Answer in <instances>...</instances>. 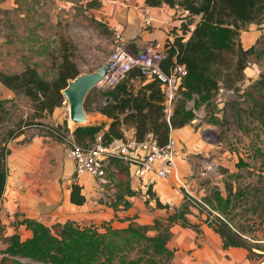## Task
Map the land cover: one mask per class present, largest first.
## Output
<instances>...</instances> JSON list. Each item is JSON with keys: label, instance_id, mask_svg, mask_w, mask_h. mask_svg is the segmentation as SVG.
<instances>
[{"label": "trees", "instance_id": "16d2710c", "mask_svg": "<svg viewBox=\"0 0 264 264\" xmlns=\"http://www.w3.org/2000/svg\"><path fill=\"white\" fill-rule=\"evenodd\" d=\"M149 5L168 3L180 9L182 18L181 33L168 40L169 52L163 66L170 71L176 63H183L187 68L181 84L177 88L178 96L174 99L171 119L166 117L168 95L161 82L155 77H148L134 68L113 88L98 90L102 101L93 109L92 120L87 123L65 122L61 127L53 126L60 138L71 135L84 146L91 144L97 133L102 132L106 140L124 135V128L134 127L137 140H143L152 132L160 144L168 141L171 129L190 123L194 110L188 107V101L196 98L201 103H210L221 90L220 81L232 85L242 79L251 53L257 50L255 45L245 47L242 43V30L248 24L261 23L264 18V0H146ZM97 3V2H96ZM56 77L42 76L36 65L26 64L21 71L7 72L0 70V82L12 89L17 95L27 96L35 109L34 118H46L53 114L55 108L65 100L62 89L70 78L77 76L81 69L66 50L61 56ZM88 98V96H87ZM87 98L85 107L87 111ZM248 106L240 107L238 121L240 127L246 128V114L257 118L264 128V75L261 76L246 93ZM96 101V99H95ZM2 100L0 99V103ZM99 114L103 116H99ZM27 124L32 123L27 120ZM42 123V122H40ZM62 128V129H61ZM64 131V132H63ZM23 130L9 129L0 142V202L5 192L9 175L8 155L10 139L21 134ZM49 134H52L49 131ZM255 158H260L263 168L258 173L257 183L264 180V138L262 145L255 148ZM246 164L243 159L239 162ZM239 164V165H240ZM114 178V195L106 203L115 210L120 205L128 207L127 196L137 192L131 187L130 163L121 157L111 161ZM236 176H241L237 173ZM239 184L234 189L233 182L226 183V194H210L203 200L213 209L208 211L205 221L220 233L223 247L241 246L252 254H263L254 249L264 250L255 235L250 234L257 224L256 218L251 222L235 221L236 209L258 207L260 194L255 199L245 197L254 188L248 189ZM255 189H260L256 186ZM149 193L150 192L149 190ZM254 194V192H253ZM70 199L75 204H84L87 196L83 185L73 181ZM252 202V203H251ZM160 207H168L157 200ZM191 201L185 195V202L167 217L155 218L151 223L131 220L126 227H114L107 224L104 231L98 226H82L75 219L57 221L47 224L37 218L26 217L23 223L32 229V235L22 239L19 231L7 233L0 216V264H173L175 249L169 246L172 226L179 223L201 231L199 224L189 221L186 213ZM248 225V226H246ZM155 231L150 234V231ZM254 238V239H252ZM264 255V254H263Z\"/></svg>", "mask_w": 264, "mask_h": 264}, {"label": "rangeland", "instance_id": "374dc122", "mask_svg": "<svg viewBox=\"0 0 264 264\" xmlns=\"http://www.w3.org/2000/svg\"><path fill=\"white\" fill-rule=\"evenodd\" d=\"M102 12L98 0H0V70L21 71L26 64H33L36 65L42 76L52 79L57 75L61 56L66 50L72 53L81 72H84L95 70L107 62L114 47L121 41L125 42L130 49H134L133 42L124 39L121 34L117 33L118 26L115 20L108 18ZM247 30L257 34L259 32L255 41L253 35V43L246 35L248 34ZM241 39L244 46L255 45L257 48L249 56L242 79L239 78L232 85L220 81L222 88L210 103L198 105L197 102L200 100L196 98L197 96L190 99L194 100L191 105L194 110L193 120H195L196 131L201 135L204 149L193 153L189 158V163L194 171V184H196L194 186L190 179L189 187L192 193L203 198L208 194L217 197L218 193L216 192L221 191L226 194L227 182H233L234 189L239 184L245 186L249 183L250 186L247 188H254V191L246 193L245 197L255 199L260 194V201L255 203L258 204V207L250 205V209L247 211L238 207L235 211V221L245 225L252 221V217L256 218L257 224L249 231L256 237V239L252 238L254 239L252 242L257 241L264 248V180L259 183L256 181L258 173L262 172L263 165L260 158L253 156L255 148L262 145L264 128L257 118L247 114L246 128L240 127L238 121L240 107L249 105V101L245 100L246 93L264 75V18L261 23L248 24L247 28L242 30ZM0 99L2 100L0 103V142L7 135L9 129L23 130V133L10 139L7 144L10 148L9 168L13 150L11 144L27 145L36 136H47L50 139L43 140V147L45 145L50 147L49 160L38 159L33 162L32 168L42 170L49 164V169L53 170L57 169L59 164L66 167L71 160L74 166L73 177L88 176L98 180L108 190L105 196H94L95 199H99L103 203V207L97 209L99 212L103 210L101 213L104 215L96 216L95 219L86 220L79 217L78 220H75L82 226L94 225L104 231L110 222L109 214L104 210H108L109 205L106 204V201L109 200V187L114 182L110 162L107 163L108 182H101L90 173L78 175L73 158L69 153L68 136L60 138V135L64 136V133L59 134L55 128L51 127V125L59 127L51 115L46 118L32 119L36 111L31 100L27 96L17 95L15 92L13 95L9 94L4 86L0 90ZM101 101V92L96 87L92 88L87 98L88 121L92 120L93 108ZM60 111L65 122L74 123L69 117V102L66 98L60 105ZM27 120H31L32 123L27 124ZM49 131L52 134H49ZM57 147H60L61 151L63 149L62 154L59 150L57 151ZM241 159L246 164L241 165L239 163ZM237 173L241 176H236ZM60 183L64 185L65 179L61 177ZM173 184L180 188L177 184ZM256 186H260V189H255ZM30 187H32L31 184ZM181 189L184 191L182 187ZM5 192L0 202V210L5 200ZM193 203L192 201V205L195 204ZM12 204L14 208L11 209V212H7L3 221L4 230L7 233H13L16 229L22 231V239H26L28 238L25 237L27 234L23 229H20V224L28 216L24 213L25 211L20 210L17 198L12 200ZM92 207L80 206V208L89 209V211L94 209ZM207 208L212 209L211 207ZM191 210L194 213L191 208L187 213H192ZM203 213L196 214L199 218L208 216L207 210ZM23 224L33 232L26 223ZM154 233L155 231H150V234ZM254 250L264 254V250L260 248L256 247ZM263 254H252L249 258L258 263L264 262ZM97 264H104V262L101 261Z\"/></svg>", "mask_w": 264, "mask_h": 264}, {"label": "crops", "instance_id": "0c3cea01", "mask_svg": "<svg viewBox=\"0 0 264 264\" xmlns=\"http://www.w3.org/2000/svg\"><path fill=\"white\" fill-rule=\"evenodd\" d=\"M98 1L102 13L115 20L118 26L117 33L121 34L124 39L133 42L134 49L131 48L133 51H140L149 42L171 40L181 33L182 18L180 16L182 11L170 6L168 3L154 6L149 5L146 0ZM146 12H150L153 16L151 25H147L145 22ZM246 32L252 43L253 35L255 41L259 34V32L257 34L249 30ZM3 86L6 87L9 94H14L12 89L0 82V90ZM51 117L59 127L65 122L60 106L55 108ZM194 121L192 119L190 123L173 128L171 131L178 142V157L182 174L188 182L192 179L193 184L195 177L189 158L193 153L204 149L201 135L196 131ZM124 135L134 137V127L124 128ZM44 139L48 141L50 138L36 136L27 145L11 144L13 149H11V167L5 188V200L0 210L2 220L4 221L7 212H11V209L14 208L12 200L16 198L20 210L25 211L26 216L37 218L47 224L65 221L69 218L78 220L81 217L87 220L104 215V213H101L103 210L99 212V209H97L102 208L103 203L99 199H95L94 196H105L108 190L94 178L88 176L73 177L74 166L71 160L66 167L58 163L59 167L53 170L49 169L47 162L45 169L34 170L32 168L33 162L38 159L49 160L50 147L49 145L43 147ZM58 150L60 154L63 153V149L61 151L60 147H57ZM130 171L131 187L137 192L134 195L127 196L130 205L128 207L120 205L117 210L109 205L108 210H104L109 214V223L114 227H126L131 220L140 223H151L155 218L167 217L185 202V193L181 188L175 186L173 184L175 182L171 179L159 177L156 173H151L140 179L136 174L137 166L133 163L130 164ZM61 177L65 179L64 185L60 183ZM74 180L83 185V192L87 196V202L83 205L75 204L70 199L71 185ZM189 183H191V180ZM30 184L32 187H30ZM149 190L152 193H149ZM114 191L115 185L113 182V185L109 187V197L114 195ZM157 200L169 204V208L158 206ZM80 206H93L94 209L89 211V209L80 208ZM190 208L193 209L194 213L191 210L192 213H186V215L190 222L199 224L201 231L199 232L193 227L183 226L179 223L172 226L173 234L168 244L175 249L173 264H264V262L258 263L256 260L250 259L248 250L241 246L224 248L220 233L205 221L207 216L199 218L196 214H204L205 211H201L199 207L192 204ZM20 226V229H23L27 234L25 237L32 235L30 229L28 230L23 223ZM16 231L18 230L16 229ZM19 232L23 237V232Z\"/></svg>", "mask_w": 264, "mask_h": 264}, {"label": "built area", "instance_id": "2783aa9c", "mask_svg": "<svg viewBox=\"0 0 264 264\" xmlns=\"http://www.w3.org/2000/svg\"><path fill=\"white\" fill-rule=\"evenodd\" d=\"M153 16L146 12L145 22L151 25ZM169 52L168 40L165 42H149L140 51L131 50L121 41L116 44L107 62L108 72L94 87L98 90H109L115 87L134 68L148 77L157 78L162 88L168 95L166 105V117L171 119L174 108V99L177 98V88L187 73L183 63H176L170 71L163 66V61ZM194 100L188 101V107L192 108ZM197 119V118H196ZM200 121V120H199ZM172 131V129H171ZM69 153L72 156L78 175L90 173L101 182H108L107 163L113 158L121 157L130 164L137 166L136 174L140 179L151 173H156L162 178H169L180 188L185 195L199 208L210 206L192 193L188 180L183 176L178 157V142L170 132L168 141L160 144L152 132H149L143 140L126 135L114 136L106 140L102 132L96 134L94 141L87 145L77 143L71 135L67 138Z\"/></svg>", "mask_w": 264, "mask_h": 264}, {"label": "water", "instance_id": "95a60500", "mask_svg": "<svg viewBox=\"0 0 264 264\" xmlns=\"http://www.w3.org/2000/svg\"><path fill=\"white\" fill-rule=\"evenodd\" d=\"M108 68L109 64L105 62L95 70L80 72L68 80V84L62 89V92L69 102V117L72 122H88L85 107L86 98L96 83L108 72Z\"/></svg>", "mask_w": 264, "mask_h": 264}, {"label": "bare ground", "instance_id": "6f19581e", "mask_svg": "<svg viewBox=\"0 0 264 264\" xmlns=\"http://www.w3.org/2000/svg\"><path fill=\"white\" fill-rule=\"evenodd\" d=\"M71 119V118H70Z\"/></svg>", "mask_w": 264, "mask_h": 264}]
</instances>
